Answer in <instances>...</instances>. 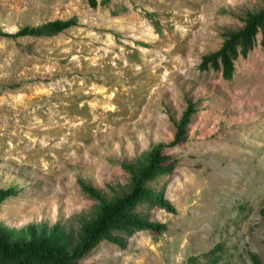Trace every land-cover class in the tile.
Listing matches in <instances>:
<instances>
[{
	"label": "rangeland",
	"instance_id": "1",
	"mask_svg": "<svg viewBox=\"0 0 264 264\" xmlns=\"http://www.w3.org/2000/svg\"><path fill=\"white\" fill-rule=\"evenodd\" d=\"M0 0V31L54 21L49 38H0V237H75L97 214L87 186L129 193L123 165L156 147L175 161L136 212L161 232L101 242L80 264H264V48L234 64L231 81L199 71L226 32L261 0ZM187 103L185 142L169 147ZM117 235V234H116Z\"/></svg>",
	"mask_w": 264,
	"mask_h": 264
},
{
	"label": "trees",
	"instance_id": "2",
	"mask_svg": "<svg viewBox=\"0 0 264 264\" xmlns=\"http://www.w3.org/2000/svg\"><path fill=\"white\" fill-rule=\"evenodd\" d=\"M261 1L264 4V0ZM90 6L95 7L93 0H90ZM242 23L241 29L224 34L218 51L201 58L199 71H214L220 73L224 81H231L235 62L239 58H246L256 45L264 48V8L256 14L246 13ZM75 26L76 19L72 18L35 28L25 27L13 35L0 31V38H49ZM194 113L195 105L187 103L178 124L175 125L174 137L169 147H177L185 142L187 126ZM174 168L175 161L164 155L161 147H156L149 153L145 164L122 166L131 179L129 193L108 201L92 188L83 185L82 192L98 204L94 219L82 225L75 237H63L55 231L27 241L11 242L0 237V264H80L103 241L123 248L122 237L130 232H161L163 226L149 223L136 210L141 206L157 205L161 210L175 213L169 203L160 199L157 191L147 187L156 177L171 175ZM14 195L13 189L0 190V203ZM251 260L252 264H262L255 255H251Z\"/></svg>",
	"mask_w": 264,
	"mask_h": 264
}]
</instances>
